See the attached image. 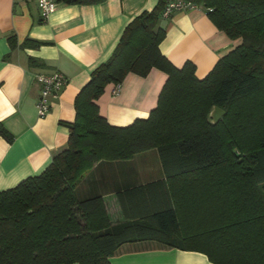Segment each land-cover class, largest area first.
I'll use <instances>...</instances> for the list:
<instances>
[{
	"label": "trees",
	"instance_id": "obj_1",
	"mask_svg": "<svg viewBox=\"0 0 264 264\" xmlns=\"http://www.w3.org/2000/svg\"><path fill=\"white\" fill-rule=\"evenodd\" d=\"M186 1L240 44L197 79L191 62L177 68L160 53L165 0L128 23L74 99L67 149L40 175L0 191V264H110L137 241L199 251L213 264H264V0ZM152 69L167 78L148 118L109 125L96 104L104 89ZM214 107L224 112L216 124ZM0 136L12 141L1 125ZM148 151L157 153L165 182L118 193L125 221L111 225L102 196L81 197V184L98 166Z\"/></svg>",
	"mask_w": 264,
	"mask_h": 264
},
{
	"label": "crops",
	"instance_id": "obj_2",
	"mask_svg": "<svg viewBox=\"0 0 264 264\" xmlns=\"http://www.w3.org/2000/svg\"><path fill=\"white\" fill-rule=\"evenodd\" d=\"M56 3L55 11L40 21L36 0H0V125L12 141L0 136V191L40 175L53 158L67 149L68 129L74 120V99L91 73L106 62L126 25L159 0H103L93 4ZM164 38L160 53L175 67L195 66L203 79L215 64L240 44L218 30L204 8L174 12L159 19ZM9 39L13 40L12 48ZM33 58L36 63L30 64ZM61 73L66 85L40 118L36 102L37 76ZM166 75L152 69L144 76L128 74L116 94L108 85L96 101L99 113L113 127L145 120L156 107ZM165 182L158 155L148 151L125 162L103 164L88 172L80 196H102L111 225L125 221L118 193L151 182ZM162 186V185H161ZM205 220L213 203L205 191ZM139 216L135 213V215ZM110 264H213L199 251L166 248L154 241L125 244Z\"/></svg>",
	"mask_w": 264,
	"mask_h": 264
},
{
	"label": "built area",
	"instance_id": "obj_3",
	"mask_svg": "<svg viewBox=\"0 0 264 264\" xmlns=\"http://www.w3.org/2000/svg\"><path fill=\"white\" fill-rule=\"evenodd\" d=\"M36 2L39 8L40 21L44 22L55 11L56 3L54 0H36ZM195 8L197 6L194 3L186 0H165L162 17L168 18L174 12L188 11ZM37 82L40 86L36 102L37 115L43 118L49 113L52 100L58 96L59 92L66 85L67 80L61 73L53 72L37 76ZM119 88L120 85L118 84L112 92L116 94Z\"/></svg>",
	"mask_w": 264,
	"mask_h": 264
},
{
	"label": "water",
	"instance_id": "obj_4",
	"mask_svg": "<svg viewBox=\"0 0 264 264\" xmlns=\"http://www.w3.org/2000/svg\"><path fill=\"white\" fill-rule=\"evenodd\" d=\"M223 116L224 112L217 107H214L209 114L212 124H216Z\"/></svg>",
	"mask_w": 264,
	"mask_h": 264
}]
</instances>
